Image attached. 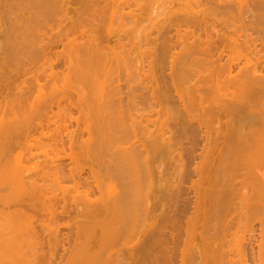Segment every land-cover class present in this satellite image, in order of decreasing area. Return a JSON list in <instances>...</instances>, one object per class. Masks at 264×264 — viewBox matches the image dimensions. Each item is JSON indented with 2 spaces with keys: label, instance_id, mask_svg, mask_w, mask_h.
Here are the masks:
<instances>
[{
  "label": "rangeland",
  "instance_id": "374dc122",
  "mask_svg": "<svg viewBox=\"0 0 264 264\" xmlns=\"http://www.w3.org/2000/svg\"><path fill=\"white\" fill-rule=\"evenodd\" d=\"M23 1L0 10V170L34 187L0 182V239H16L0 244V264H81L101 219L97 264H264V205L249 200L261 185L230 155L233 121L215 100L216 72L264 75V0H148L134 33L122 30L123 0H100L99 16L77 0L61 16ZM188 44L207 54L184 62ZM77 54L83 73L106 64L100 85ZM161 134L170 147L157 148ZM119 195L91 217L88 198ZM151 234L163 251L138 252Z\"/></svg>",
  "mask_w": 264,
  "mask_h": 264
},
{
  "label": "bare ground",
  "instance_id": "6f19581e",
  "mask_svg": "<svg viewBox=\"0 0 264 264\" xmlns=\"http://www.w3.org/2000/svg\"><path fill=\"white\" fill-rule=\"evenodd\" d=\"M20 1L24 2L23 0H0V10L2 8L6 7H13V6H19L21 5ZM50 1L53 3V5L56 7V10L54 11L55 16H61L64 13L67 14L70 12V8L68 5L72 4V1L69 0H36L38 6L42 9H45V6H47L46 2ZM107 1V0H106ZM194 0H192L188 6H191ZM32 4V1L29 2ZM77 3L82 4L85 6V10L88 9V11L93 10V13H96L97 16L101 15L100 10L98 9L100 5V0H77ZM115 4L120 8L121 10V27L122 30L126 33H134L138 32L141 27V23L144 20V7L147 6L149 8L150 3L148 0H123V1H116ZM98 5V6H97ZM135 5L140 7V13H125L126 6ZM127 15H130L131 22L128 24L125 21V17ZM186 20L188 23L191 22V19L189 17V11L186 17ZM81 24L77 23L74 25L73 30H78ZM1 34V32H0ZM61 41V39L56 40H50L48 44H46V48L50 49L54 46V44H57ZM1 50V49H0ZM94 47L88 46L87 52L85 53L86 56L91 55V57H94ZM3 52H0V55ZM185 56L183 58L184 62H190L198 59L201 55H206L207 51L204 49L200 44H188L185 46ZM82 54H77V63L80 65V67H77L78 70H81V62ZM89 56V58H91ZM94 60V59H92ZM182 60V62H183ZM87 63V65L85 64ZM85 64L87 66V69L81 70V72L86 75L89 82H91V85L93 87H96L97 84H101V77L100 72L102 74L108 73L106 64H103L102 62H94V61H86ZM97 64L100 69H98ZM85 67V66H84ZM83 67V68H84ZM104 72V73H103ZM257 69L255 68H246L244 72H240L237 76L231 77L225 79V80H219L221 72H216V81H218V96L215 99L216 102L219 104V111L224 113L226 117L230 118V121L232 120V127L231 130L227 129V133H225L226 143L231 142L235 148L231 151V156L233 158H236L237 160H243L245 162H248V164L251 165L254 176L258 179L259 184L261 185V191L257 192V194L253 193L251 195V199L255 201L254 203L257 204H263L264 205V161H262L264 158V101H260L259 96L264 95V75H257ZM222 83V84H221ZM225 90V92H223ZM202 100L201 96L199 97ZM186 108V107H185ZM188 111V110H187ZM100 114V113H99ZM229 120V119H228ZM229 126V124H228ZM227 126V127H228ZM105 127V122L102 126ZM230 127V126H229ZM110 130V129H109ZM109 130H107L109 132ZM229 130V131H228ZM105 133H106V127H105ZM110 134V132H109ZM105 136L101 141H98L99 144L103 145L105 141ZM157 148L159 149H165L171 146L170 141H168L167 137L164 134H161V136L156 140ZM230 152V150H229ZM132 157V155L130 154ZM133 158V157H132ZM261 159V160H260ZM24 172L17 169L13 175L10 177H7L3 175V171L0 170V182H6V181H14L15 185L19 188V190H27L28 186H31V183L26 180L24 176ZM3 178V179H2ZM29 184V185H28ZM31 186L30 188L33 189ZM29 188V189H30ZM259 188V187H258ZM257 188V190H259ZM29 189L25 192L27 193ZM30 192V191H29ZM255 194V195H254ZM125 200L124 197L119 195L118 197H114L108 201H105L102 206L99 205L98 201L90 200L88 198L89 204L91 207L89 214L93 219H96V217L99 215V212L101 210H109L112 208V206H116L119 201ZM102 219L100 221L93 220L91 231V239L92 241H95L93 243V247H88L86 251H84L83 255L79 257L81 264H97L99 263V258L101 257V251L103 249L102 244H104V240L107 236L108 230L107 227L102 223ZM3 228V226L0 224V230ZM2 231H0L1 233ZM12 237H10L11 239ZM9 237L5 238L3 237V240L0 239L1 243H6L8 246L12 244L14 238H12V242L10 243L8 241ZM5 240V241H4ZM14 244V243H13ZM12 244V245H13ZM160 243H157L154 241L152 234L149 235L147 238H145L140 243V247H138V252L140 250H149V252L158 253L163 251L161 248H156V245ZM11 245V246H12ZM99 248V249H98ZM136 250V249H134ZM166 250V249H165ZM135 253L133 250L131 254ZM156 258V264H159V262H162L164 259H160L155 255ZM118 260V259H117ZM167 260V259H165ZM119 261V260H118ZM117 261V262H118Z\"/></svg>",
  "mask_w": 264,
  "mask_h": 264
}]
</instances>
